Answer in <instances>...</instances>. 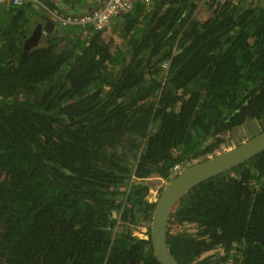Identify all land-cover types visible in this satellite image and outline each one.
I'll list each match as a JSON object with an SVG mask.
<instances>
[{
  "label": "trees",
  "instance_id": "16d2710c",
  "mask_svg": "<svg viewBox=\"0 0 264 264\" xmlns=\"http://www.w3.org/2000/svg\"><path fill=\"white\" fill-rule=\"evenodd\" d=\"M0 13V264H161L154 178L264 130V0L137 1L29 50L28 11ZM167 233L181 264H264V151L188 191Z\"/></svg>",
  "mask_w": 264,
  "mask_h": 264
},
{
  "label": "water",
  "instance_id": "95a60500",
  "mask_svg": "<svg viewBox=\"0 0 264 264\" xmlns=\"http://www.w3.org/2000/svg\"><path fill=\"white\" fill-rule=\"evenodd\" d=\"M61 30L66 26L61 24ZM47 24L38 23L26 39L24 47L29 50L39 43ZM264 151V130L242 140L239 144L225 148L207 159L196 160L186 166L163 189L156 200L151 223V239L154 252L161 264H181L173 255L168 244L170 216L177 203L188 191L201 182L226 172Z\"/></svg>",
  "mask_w": 264,
  "mask_h": 264
},
{
  "label": "built area",
  "instance_id": "2783aa9c",
  "mask_svg": "<svg viewBox=\"0 0 264 264\" xmlns=\"http://www.w3.org/2000/svg\"><path fill=\"white\" fill-rule=\"evenodd\" d=\"M141 0H106L102 6L96 8L92 12L82 13L79 15H64V16H57L61 22L67 26H89L92 25L94 30H102L105 27H108L115 17L122 16L125 13H128L134 8L135 2ZM147 4H150L152 0H143ZM7 4L8 6H24L26 4H34L35 6H43L45 9L49 7L46 5L44 0H0V5ZM163 67H167V62L163 64ZM186 166H181L180 164L174 167L175 173L181 172ZM152 193L158 194V190L153 191ZM153 196V195H151ZM157 197V196H156ZM151 198V200L156 201L157 198ZM140 231H145L147 237H141ZM137 236L141 238H148L147 229L143 228L142 230H137L134 232Z\"/></svg>",
  "mask_w": 264,
  "mask_h": 264
},
{
  "label": "crops",
  "instance_id": "0c3cea01",
  "mask_svg": "<svg viewBox=\"0 0 264 264\" xmlns=\"http://www.w3.org/2000/svg\"><path fill=\"white\" fill-rule=\"evenodd\" d=\"M143 1V0H141ZM153 1V0H152ZM81 3L80 6H77L75 8V12L77 13H85L86 9L88 7H91L93 9H96L100 6H102L103 0H58L55 1V4L59 7H61L62 9H59L58 11H55L54 8H49L48 9H39L38 10V6H35L34 4H26L24 5V8L26 11H28V16L30 19V27L34 28L38 23H42L43 26L45 24H47V28H46V33H57L56 29H58L61 32H64L66 30H68L70 27L72 26H67L65 28H63L61 30V22L59 20V18L57 16H64L63 14H67V15H74V14H70V12L68 11L70 9L69 6H71L72 3ZM145 2V1H143ZM3 5V6H2ZM0 6V10H2V7H5L7 4H2ZM1 16V13H0ZM8 19V17H7ZM55 29V30H54ZM48 31V32H47ZM86 32H84L85 34Z\"/></svg>",
  "mask_w": 264,
  "mask_h": 264
},
{
  "label": "rangeland",
  "instance_id": "374dc122",
  "mask_svg": "<svg viewBox=\"0 0 264 264\" xmlns=\"http://www.w3.org/2000/svg\"><path fill=\"white\" fill-rule=\"evenodd\" d=\"M44 8L45 7H43V6H38V10L44 9ZM205 14H206V11H204L201 15L205 16ZM258 131H260V128L259 127L257 128V126H254L252 124H250V126H244V127L240 128L239 131L234 135V137H235L234 141H235V143L237 141H242L246 138L251 137L252 135L257 133ZM154 181L156 183H158V186L153 188L152 189L153 191H156V190L159 191V188L167 183V181L162 180L161 178H154ZM152 195H153V196H151L152 199L155 198L156 196H157L156 198L158 199L159 194L152 193ZM140 235H141V237H147L145 231H140Z\"/></svg>",
  "mask_w": 264,
  "mask_h": 264
},
{
  "label": "clouds",
  "instance_id": "9594fccd",
  "mask_svg": "<svg viewBox=\"0 0 264 264\" xmlns=\"http://www.w3.org/2000/svg\"><path fill=\"white\" fill-rule=\"evenodd\" d=\"M43 33L46 34V30H45ZM159 196H160V195H159ZM159 196H158V197H159Z\"/></svg>",
  "mask_w": 264,
  "mask_h": 264
},
{
  "label": "bare ground",
  "instance_id": "6f19581e",
  "mask_svg": "<svg viewBox=\"0 0 264 264\" xmlns=\"http://www.w3.org/2000/svg\"><path fill=\"white\" fill-rule=\"evenodd\" d=\"M3 6V5H2Z\"/></svg>",
  "mask_w": 264,
  "mask_h": 264
}]
</instances>
